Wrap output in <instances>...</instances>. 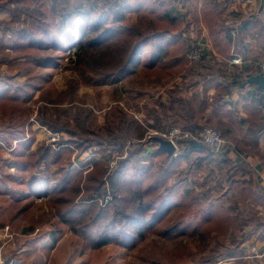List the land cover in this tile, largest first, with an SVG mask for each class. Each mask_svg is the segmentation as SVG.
Masks as SVG:
<instances>
[{
  "label": "trees",
  "instance_id": "16d2710c",
  "mask_svg": "<svg viewBox=\"0 0 264 264\" xmlns=\"http://www.w3.org/2000/svg\"><path fill=\"white\" fill-rule=\"evenodd\" d=\"M189 1L0 2V8L10 16L0 19V64L15 60L19 64L10 67L17 64L28 74L17 81L13 75L0 73V80H6L0 87V112L14 120L8 123L4 133L0 132V193L21 181L31 191L28 202L20 209L16 210V203H12L9 211L14 220L29 218L36 224L48 223L51 218L47 214L42 217L30 213L32 206H39L35 197H44L56 217L52 222L54 229L50 230L52 244L57 241L56 234L63 230L60 226H67L76 236L73 245L82 253L109 243L135 248L145 240L137 253L151 264H178L188 248L174 239L185 230L196 234V246L201 254L199 262L204 263L237 256V249L250 234L264 229V222L253 207L237 209L233 207L235 202L232 206L227 202L217 203L210 188L179 191L189 176L179 171L181 167L190 171L193 168V177L200 170L205 171L204 181L216 179V189L222 183L217 181L219 174L228 188L242 199L247 197L250 181L257 174L251 172L250 165L243 170L242 159L235 161L230 155L240 152L234 146L214 150L196 140H182L174 154L161 150L153 137L146 136L150 128L167 127L164 116L158 117L153 109L143 124L125 119L116 126L102 127L91 123L86 110L72 116L68 110L57 108L62 100L41 91L43 105L36 120L66 137L61 136L52 144L41 142L34 149V135L26 137L25 124L31 119L32 101L48 80L45 69L31 74L32 63H40L42 68L55 66L59 55L66 50L73 57V68L83 84L117 82L132 75L168 78L190 73L196 67L206 68L209 74L205 79L206 90L215 89L211 100L181 97L178 90H171L168 103L179 113L178 120L169 126L180 123L183 128L198 133L204 125L197 120L201 118L207 123L211 119L200 111L206 106L212 111L220 110L225 95L233 87L242 90L247 80L240 75L225 80L217 61L209 64L203 57L195 61L185 57L186 51L197 45L200 22L210 27L213 42L225 52L234 27L232 18H218L225 7L224 0H205L201 16L196 9L190 10ZM181 6L186 7L184 13L179 10ZM132 15L137 17L136 21H131ZM194 23H197L196 31H192L194 37L188 36ZM73 84L76 79L72 78L68 88ZM69 92L70 89L64 90L66 94ZM256 93L257 101L264 104L262 89L258 88ZM155 103L157 108L167 107L164 103ZM52 108L53 112L48 113ZM214 125H220V121ZM263 130L261 127L257 131ZM131 133L140 143L125 150L126 138L132 137ZM4 148H12L9 163L16 167L15 172L5 169L8 159L2 155ZM89 151L86 161L73 163ZM113 152L118 153L119 159L111 168L107 160ZM222 164L233 171L220 173ZM53 168L59 170L56 179L49 174ZM23 174H29L31 179L24 181ZM173 176L176 179L171 182ZM15 193L14 198L19 199ZM258 196L255 194V199ZM33 227L34 224L25 227L23 232H30ZM150 234L156 235L148 239Z\"/></svg>",
  "mask_w": 264,
  "mask_h": 264
},
{
  "label": "rangeland",
  "instance_id": "374dc122",
  "mask_svg": "<svg viewBox=\"0 0 264 264\" xmlns=\"http://www.w3.org/2000/svg\"><path fill=\"white\" fill-rule=\"evenodd\" d=\"M2 1L3 0H0V2ZM9 18L10 16L8 12L5 9L0 8V19L5 20ZM136 20L137 17L132 15L131 21ZM71 59H73V57L69 56L68 50H66L59 55L57 65L55 66H46L42 68L39 67L40 63H32L33 71L31 72V74L45 69L47 71L48 79L43 84L42 89L36 92L35 98L32 101L33 111L31 119L25 124L26 137H29L30 135H34L35 137V141L32 144L33 149L41 142H47V144L54 143V141L56 140L51 141L49 139V136L53 133H60L57 131H50L47 126L40 124L36 120L38 118L39 108H42L43 105V102L41 100V91H43L46 95H52L53 99L62 100L60 104L56 105L57 108L68 110L72 116L76 115L78 112L86 110L85 113H89L91 123H94L97 126L104 127L107 124L116 126L117 124H120L121 120L125 119H129V121H138L143 124L144 120L146 119L147 113L151 109H153L157 115V104L155 102L163 101L167 96L170 97L168 92L170 93L171 90H178L180 95V93H189V91L196 90V88L198 87L197 83L193 82L195 81V78L193 77L194 75L187 76L191 73L194 74V72H196L195 69L187 74H179L178 76H180V78L182 77L181 79L177 78L162 81L158 79L160 77L154 79L149 77L138 78L135 75H132L117 82L105 83L99 81L97 83L91 82L83 84L81 80L78 79V74L73 68V62H71ZM14 63L18 62L15 60H11L1 63L0 73L2 75H13L17 81H22L28 75L27 70L22 68L21 66H19L20 68L17 67V64H15L16 67L11 68L10 66L14 65ZM154 76L157 77L158 75ZM72 78L76 79V84H73L72 88H68L69 81ZM5 83V79L0 80V87L4 86ZM67 89H70V92L68 94L64 93V90ZM192 96L196 100L203 99L201 95ZM210 108L206 106L200 111V113L205 117L211 116L210 121L204 123L201 118H199L197 121L201 125L212 126L219 131L221 130V124L214 125V123L218 122V120L216 121L215 119L214 121V115L211 112ZM53 110L54 108H52V110L48 113L53 112ZM209 110L210 112H208ZM13 121V119H8L7 116L0 112V132L4 133L8 123ZM170 124L171 123L167 124L166 126L169 127ZM132 132L134 133V130ZM7 134L8 133H6V135ZM60 134V137H66L64 133ZM132 135V137H136L134 136V134ZM146 136L154 137L160 135L153 134L152 129L150 128ZM15 143L16 141L14 142V144ZM11 149L12 148H4L2 150V155L6 157V159H8L5 169H7V171L9 170L8 172H15L16 167H14L12 163H9L11 161ZM89 154L90 151L85 152L82 154V156H80L79 159L74 161H78V163L84 162L87 160ZM49 174L53 177V179H56L59 176V170L57 168H53ZM24 176V181L31 179L29 174H25ZM194 179L198 180V178ZM215 181V179H212L207 184L215 185ZM196 184H198V181L196 182ZM35 189L36 190H34L33 192L34 195H36L37 186H35ZM15 192L19 194V199L14 198L16 195ZM30 192L31 191L28 185L21 181L16 183L14 186H9L6 191L0 193V239L1 243L5 245L8 251H10V248H14L16 250L17 248H19L20 243L24 242L27 238L34 237L36 233H41L44 237L48 231L54 229L52 226V222L56 219V217L54 216L53 211L50 210L45 204L44 197H35L36 202L39 206H32L30 208V213L34 214L35 216L42 215L43 217L45 214L50 216L51 220L46 224H36L29 218L24 219V221H19L18 219L14 220L11 218L9 213L8 215L7 213L5 214V212L7 211V209H9L11 203L13 202L16 203V210L25 205L28 202V196L29 194H31ZM175 216L176 215H174V217ZM259 216L264 218V211H262V209L259 212ZM9 219H11L12 221L9 222ZM33 224L34 227L31 228L32 233L22 235V225L24 226V228H29ZM60 227H62L63 230L59 235L56 234V236L59 238L62 237L63 239L64 235V240H60L57 245L59 252H56L57 246L54 249L55 255L53 256V258L57 257L55 264H63V261L65 259H67L68 264H151L150 261L144 259L137 253V248L142 246L145 240L139 242L135 248L120 246L117 243H109L99 248L88 249L87 251L82 253L77 249L75 251L73 242L75 241L76 236L70 232V229L67 226ZM155 235L156 234H150L148 239ZM43 237L35 240L36 247H42L43 244L41 243ZM174 241L178 244L182 243L183 245H186V248H188V253L184 255L183 258L179 259L178 264L203 263L199 262V257L201 254L196 246V244L198 243L196 234L192 235L188 230H185V232L179 233ZM23 247L25 249H28L30 247V244L27 243V240L26 244L24 242V245L21 248ZM67 250L72 251L71 256L70 254H65ZM12 253L14 256L20 255V257L23 258V264H28L34 259V257H31V259L27 258L22 254L23 252H20L18 254H16L15 252ZM59 253H61L60 256H58ZM205 262L203 264H205Z\"/></svg>",
  "mask_w": 264,
  "mask_h": 264
},
{
  "label": "crops",
  "instance_id": "0c3cea01",
  "mask_svg": "<svg viewBox=\"0 0 264 264\" xmlns=\"http://www.w3.org/2000/svg\"><path fill=\"white\" fill-rule=\"evenodd\" d=\"M204 1L205 0H197V2H193L190 0L188 6L191 11L196 9L199 16H201ZM217 1L220 2L221 0ZM224 1L225 7L220 13H218V18H232L234 27L231 30H235V34L231 35V43L228 51L225 52L220 50L219 46L221 45L219 44L215 45L210 34V27L203 22L199 23L201 29L197 45L200 44L204 48L202 60L208 62L209 64L217 61L219 66L224 71L223 79L229 80L233 76L240 75L247 80V83L244 84V88L242 90H239L238 87H233V89L225 95L220 110L215 108V111H212V108H210V106L208 107L214 115V121L215 119L216 121L218 120V122L220 121L221 130H219V132L222 133V136L233 143V146L240 151L238 154L231 152L230 155L235 159V161H240L242 159L241 167L243 170L250 165L252 168L251 172H255L257 176L253 177L252 181H250V187L247 189V192H249L250 195L248 193L249 196L247 195V197L242 199V197L235 194L233 190L228 188L224 177L219 174H217V181H222V183L220 187L216 189V181L215 185L207 184L212 179L204 181L207 174L205 171L200 170L197 172V175L193 177V168L190 171L189 168L186 169L185 167H181L179 171H181V173L187 172L189 176L188 179L179 186V191L183 192L186 188L197 190H208L210 188L211 190H209L212 191L216 197L217 203L227 202L229 206H232V202H235L233 207H236L237 209H242L243 207H253L258 212L259 219L264 222V218L259 216L260 210L262 209V211H264V130L262 132L257 131L261 127L264 128V104L260 105V102L256 99L257 89L260 88L258 84L248 81L249 77L260 74L259 63L264 60V0ZM191 29L192 30L188 33V36L194 35L192 31L197 29V23H194ZM195 71L196 72H194V74L191 73L187 76L194 75L193 77L195 78V81L193 82H196L198 87L196 90L189 91V93H180V96L187 98L193 97L192 95H201L202 97H207V101L208 99L211 100L215 89L209 88L206 90L205 79L209 75L207 69L204 67H196ZM244 72H246L247 75H245ZM158 77L159 76H151L149 78L154 79ZM177 78L181 79L182 77L180 78L178 75H172L168 78L160 77L158 79L166 81ZM262 93L264 94L263 89ZM168 94L170 95L169 92ZM159 102L167 105L164 109H162V107L157 108V115L159 117L164 116L167 122L166 124L178 120L179 113L177 109H171L168 105L169 96ZM210 110L208 112H210ZM176 124L179 125L180 123ZM167 128L168 127H165L161 130H157L155 128L151 129L161 135V133L165 132ZM77 162L78 161H73V163ZM163 165L166 164L163 163ZM214 169L215 170H212L216 172L217 167H214ZM226 171L232 172L233 169H229L222 164L219 172L225 173ZM194 178H198V180ZM175 179L176 176H173L171 182L175 181ZM197 181L198 184H196ZM255 194L259 195L256 199ZM9 209H7L5 214L7 213L8 215L9 213L12 218ZM10 221L12 220L9 219V222ZM21 228L22 235L32 233V231L23 232V225ZM41 237H43L41 233H36L34 237L26 239L27 243L30 244L28 249H25L24 247V249L21 248L24 245V242L26 244L25 240L19 244V248L16 250L14 248H10V251H8L5 245L1 243L0 239V264H3L8 257L12 256V252H15L16 254L23 252L22 254L29 259L34 257V259L28 264H55L57 257L53 258L55 255L54 249L60 240H64V235L63 239L62 237H58L59 239L57 238V241L52 244L50 242V231H48L42 239V247H36L35 240ZM252 247H255L256 252H252L250 250ZM56 252H59L58 246ZM71 252V250H67L65 254H70L71 256ZM237 252L238 254L235 256L236 264H264V229L252 232L249 238L239 246ZM60 254L61 253H59L58 256H60ZM63 262V264H68L67 259Z\"/></svg>",
  "mask_w": 264,
  "mask_h": 264
},
{
  "label": "built area",
  "instance_id": "2783aa9c",
  "mask_svg": "<svg viewBox=\"0 0 264 264\" xmlns=\"http://www.w3.org/2000/svg\"><path fill=\"white\" fill-rule=\"evenodd\" d=\"M181 13L186 11V7L181 6L179 8ZM232 34H235V30H231ZM204 54V48L200 44L195 45L193 48L189 49L185 53V57L190 61H195L201 59ZM260 74L264 75V60L259 63ZM247 75L246 72H244ZM264 92V89H263ZM153 134H158L156 131L152 130ZM60 133H53L49 136L51 141L57 140L60 137ZM164 139L170 140L178 149V143L182 140H196L201 143L206 144L207 146L213 148L214 150H221L226 146H233V144L226 139L221 133L212 126L204 125L201 127L198 133H195L192 130L185 129L181 125H171L167 130L160 135ZM140 143V140L136 137H127L125 141V150L135 147ZM127 151H125L126 153ZM118 153L113 152L110 158L107 160L108 165L111 168H114L117 160L119 159ZM107 201V200H106ZM252 252H256L255 247L250 249ZM5 264V263H3ZM6 264H23V259L19 256H10L7 258ZM205 264H236L235 257L233 258H222L217 259L216 261L207 260Z\"/></svg>",
  "mask_w": 264,
  "mask_h": 264
},
{
  "label": "water",
  "instance_id": "95a60500",
  "mask_svg": "<svg viewBox=\"0 0 264 264\" xmlns=\"http://www.w3.org/2000/svg\"><path fill=\"white\" fill-rule=\"evenodd\" d=\"M249 82L256 83L261 89H264V75L257 74L248 78ZM153 140L158 143V147L167 152L168 154H174L176 151L175 145L168 139H164L161 136H154ZM7 263V259L4 262Z\"/></svg>",
  "mask_w": 264,
  "mask_h": 264
}]
</instances>
